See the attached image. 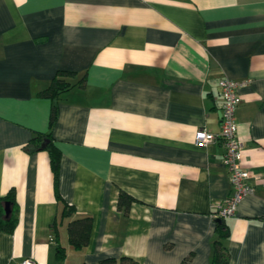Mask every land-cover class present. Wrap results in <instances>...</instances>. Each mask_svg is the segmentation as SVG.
<instances>
[{
  "label": "crops",
  "instance_id": "1",
  "mask_svg": "<svg viewBox=\"0 0 264 264\" xmlns=\"http://www.w3.org/2000/svg\"><path fill=\"white\" fill-rule=\"evenodd\" d=\"M59 70L73 85L44 94ZM224 76L240 83L253 186L225 219L224 246L230 264H264V0H0V196L16 199L0 264H208L211 211L231 186L223 144L194 134L218 130ZM54 103L56 192L31 142ZM80 216L91 225L76 248L67 223Z\"/></svg>",
  "mask_w": 264,
  "mask_h": 264
},
{
  "label": "trees",
  "instance_id": "2",
  "mask_svg": "<svg viewBox=\"0 0 264 264\" xmlns=\"http://www.w3.org/2000/svg\"><path fill=\"white\" fill-rule=\"evenodd\" d=\"M71 73L59 70L51 80L49 86L43 90L44 94L51 97H57L61 92L65 91L73 84L67 81L63 75ZM56 119V103L52 105L49 127L47 132L36 134L31 138V142L36 149H45L49 155V163L53 173V183L55 192L57 191V179L59 170L60 153L59 149L54 144L51 138V129ZM10 202L11 212L8 216H5L4 203ZM133 197L124 191L119 192L118 206L122 207L124 211L129 209ZM16 208V199L14 195V189L10 188L4 195L0 196V230L11 232L16 223V216L14 210ZM72 206L63 202L62 214L66 215L70 213ZM215 222V239L213 242V250L211 259L208 264H230L226 248L224 246V239L228 236V227L225 224V219L214 218ZM91 225L90 216H80L71 219L67 223L68 239L73 247H82L87 242L88 230ZM57 255L62 258L64 250L61 246L57 247ZM190 255H187L178 264H187Z\"/></svg>",
  "mask_w": 264,
  "mask_h": 264
},
{
  "label": "built area",
  "instance_id": "3",
  "mask_svg": "<svg viewBox=\"0 0 264 264\" xmlns=\"http://www.w3.org/2000/svg\"><path fill=\"white\" fill-rule=\"evenodd\" d=\"M218 85L222 100L219 128L216 132L208 131L204 127L197 128L194 141L197 145L218 141L224 146L222 164L228 173L230 193L213 205L211 216L226 219L235 216L239 203L245 195L253 191V186L248 181L250 171L243 166V144L237 135L235 111L240 102L238 93L240 83L224 76L219 79ZM13 264H36V262L32 258H24Z\"/></svg>",
  "mask_w": 264,
  "mask_h": 264
},
{
  "label": "water",
  "instance_id": "4",
  "mask_svg": "<svg viewBox=\"0 0 264 264\" xmlns=\"http://www.w3.org/2000/svg\"><path fill=\"white\" fill-rule=\"evenodd\" d=\"M4 211H5V216H8V214L11 212L10 202L6 201L4 203Z\"/></svg>",
  "mask_w": 264,
  "mask_h": 264
}]
</instances>
